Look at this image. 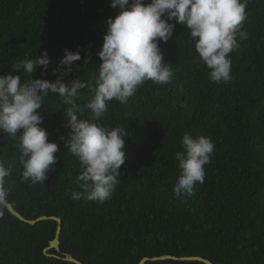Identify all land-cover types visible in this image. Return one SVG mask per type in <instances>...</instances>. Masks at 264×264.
<instances>
[{"label":"trees","instance_id":"obj_1","mask_svg":"<svg viewBox=\"0 0 264 264\" xmlns=\"http://www.w3.org/2000/svg\"><path fill=\"white\" fill-rule=\"evenodd\" d=\"M145 4L151 0H144ZM117 9L110 0H0V75L12 72L19 60L45 51L50 65L28 79L55 81L65 50L80 51L81 60L64 82L88 83L77 104L94 97V75L102 63L106 21ZM243 30L247 40L229 55L228 83H212L188 30L175 23L172 38L161 42L164 62L173 68L169 84L146 81L127 103L112 100L95 122L125 129L127 160L112 197L101 204L73 200L81 191L82 169L61 136L71 131L56 95L44 98L37 111L41 127L56 142L59 157L44 184L21 182L18 142L0 130V160L11 167L5 179L8 203L27 220L61 219L60 251L50 249L58 223L31 225L0 213V264H140L144 258L197 257L212 264H264V0H248ZM239 40V38H238ZM91 59L86 63V56ZM23 71V70H21ZM91 117L85 110L80 118ZM184 133L211 137L215 150L205 165V181L192 197L177 199L173 187L180 174L175 153ZM146 264H206L165 260Z\"/></svg>","mask_w":264,"mask_h":264},{"label":"clouds","instance_id":"obj_2","mask_svg":"<svg viewBox=\"0 0 264 264\" xmlns=\"http://www.w3.org/2000/svg\"><path fill=\"white\" fill-rule=\"evenodd\" d=\"M117 9L114 18L106 21L101 50L97 53L102 63L94 75V97L83 107L77 104L81 90L88 83L80 78L65 83L73 71L74 62L81 60L80 51L65 50L53 82L47 79H28L22 82L21 73L32 76L50 65L47 51L35 59L19 60L11 65L12 72L0 75V130L18 142L21 182L44 184L48 173L59 157L56 142L49 141V133L40 125L44 117L37 111L44 98L58 95L67 107L63 109L66 125L71 131L61 136L65 147L80 161L82 172L77 176L81 191H73V200L86 199L103 204L109 200L120 183L121 166L127 160L124 128H106L95 121L108 111L112 100L127 103L146 82L169 84L173 68L164 62L160 47L172 38L175 23L183 25L194 41L195 50L209 71L210 82L228 83L232 60L230 53L247 40L243 30L247 19L248 0H110ZM175 21V23H170ZM239 38V40H238ZM91 59L85 58L87 63ZM23 70V71H21ZM91 117L80 118L85 110ZM181 151L175 155L180 174L173 187L177 199L192 197L197 183L206 178L205 165L211 163L215 143L211 137H193L184 133ZM12 175L11 167L0 160V213L8 203L5 179Z\"/></svg>","mask_w":264,"mask_h":264},{"label":"water","instance_id":"obj_3","mask_svg":"<svg viewBox=\"0 0 264 264\" xmlns=\"http://www.w3.org/2000/svg\"><path fill=\"white\" fill-rule=\"evenodd\" d=\"M6 208L8 209V211L13 215L15 216L17 219H19L20 221L22 222H25V223H28V224H31V225H35L36 223L40 222V221H46V220H54L58 223V228L56 230V232L53 234L54 235V239L53 241H51L50 243V247L47 248L45 251H44V254L46 256H52L49 254V250L50 249H55L57 250L58 252L60 251V234H61V225H62V221L61 219L59 218H56V217H41V218H38L37 220H27L25 219L19 212H17L14 207L7 203L6 205ZM65 260L66 261H69V262H72L74 264H82L81 262H79L78 260H76L73 256L71 255H66L65 256ZM165 260H174V261H177V260H181V261H195V260H199V261H203L205 262L206 264H212L210 261H207V260H204L202 258H197V257H190V258H176V257H172V256H161V257H155V258H144L140 264H146L148 262H156V261H165Z\"/></svg>","mask_w":264,"mask_h":264}]
</instances>
